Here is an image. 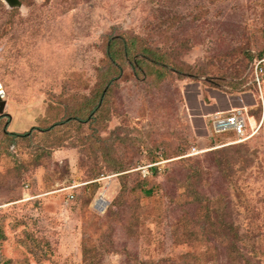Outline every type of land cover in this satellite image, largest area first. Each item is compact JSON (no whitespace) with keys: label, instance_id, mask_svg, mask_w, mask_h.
Returning a JSON list of instances; mask_svg holds the SVG:
<instances>
[{"label":"rangeland","instance_id":"374dc122","mask_svg":"<svg viewBox=\"0 0 264 264\" xmlns=\"http://www.w3.org/2000/svg\"><path fill=\"white\" fill-rule=\"evenodd\" d=\"M253 1L0 0V264H144L198 250L181 237L183 215L204 213L185 203L191 186L224 222L264 231L263 0ZM122 35L187 71L144 58L136 69L124 53L110 67ZM226 110L248 132L262 124L236 143L213 129L211 114ZM236 151L251 161L235 173L225 155Z\"/></svg>","mask_w":264,"mask_h":264},{"label":"trees","instance_id":"16d2710c","mask_svg":"<svg viewBox=\"0 0 264 264\" xmlns=\"http://www.w3.org/2000/svg\"><path fill=\"white\" fill-rule=\"evenodd\" d=\"M259 0H254L253 7H257ZM256 4V5H255ZM262 8V17H263V25L261 36L264 41V0L261 3ZM121 39V40H120ZM112 38L108 47V56L111 59L110 67L117 66L118 57L121 55L129 56L131 59V55L138 57L133 62L128 61V63L132 64L134 68H139L140 59H148L153 63L163 65L165 67H173L174 69H178L180 72L187 71L184 67H178L176 65L173 56H171L167 52H162L157 47H151L148 44H145L141 41L139 36L129 35V38H126L125 35H122L121 38ZM141 41L142 44L138 46L136 41ZM120 44L122 48H120L119 53L117 52L118 47L115 45ZM123 55V56H124ZM264 57V48L258 53V58L263 59ZM116 68V67H114ZM121 72V68L118 73ZM115 80V79H114ZM111 81V79L107 82V84ZM111 89V85H106L102 90L101 94L99 93L96 99H92L88 102V113H93V115L89 119H85L82 115H76L77 118H80L81 122H89L96 117V113L100 110L102 106V102L100 103L101 95H106L108 91ZM76 119V118H73ZM250 139V138H249ZM248 140V139H247ZM246 141V140H245ZM241 143V142H239ZM237 155V156H236ZM236 155H225L227 159L228 168L230 171H234L238 169H233L232 163L234 164L238 159L239 161H243V163L247 160L251 161V157L247 158L244 156L242 151H236ZM213 160L216 163L222 164V158H214ZM151 170H157L156 167L151 168ZM192 178L198 179L201 173L204 171V167L197 163L192 168ZM235 172V173H236ZM232 174V173H231ZM192 190L189 195L191 199L186 200V204H196L201 203L203 205L204 213L200 214V216L196 219L189 216V214L185 213L183 215V226L184 229L181 232V237L187 240L191 245L195 247L192 252H188L183 256L177 258H160L158 260L151 261H143L144 264H264L261 260L260 256H264V231L260 229H256L258 225H253L249 228V230H242L241 226L234 221L224 222L222 217V212L218 211V209L214 208L212 205H209V202H204L201 194L197 191L196 188L191 186ZM121 192L118 199L121 200L125 193ZM144 196H153L154 189L149 188L148 190H144ZM139 199L136 198L137 206L133 215L135 219L140 220V214L138 209L140 208ZM171 200L177 201L172 198ZM206 201H209L206 199ZM163 210L158 211V216L162 215ZM216 218V219H215ZM264 229V228H263ZM258 230V231H257ZM180 236V234H179Z\"/></svg>","mask_w":264,"mask_h":264},{"label":"built area","instance_id":"2783aa9c","mask_svg":"<svg viewBox=\"0 0 264 264\" xmlns=\"http://www.w3.org/2000/svg\"><path fill=\"white\" fill-rule=\"evenodd\" d=\"M263 60H259L256 63L257 72H264ZM213 129L216 132H228L231 131L237 137L236 143L245 141L251 138L259 129L262 121L259 124L257 130L252 129L248 132L249 121L248 118L239 110H226L216 111L211 114Z\"/></svg>","mask_w":264,"mask_h":264},{"label":"water","instance_id":"95a60500","mask_svg":"<svg viewBox=\"0 0 264 264\" xmlns=\"http://www.w3.org/2000/svg\"><path fill=\"white\" fill-rule=\"evenodd\" d=\"M6 106V101L0 98V113L3 114Z\"/></svg>","mask_w":264,"mask_h":264},{"label":"bare ground","instance_id":"6f19581e","mask_svg":"<svg viewBox=\"0 0 264 264\" xmlns=\"http://www.w3.org/2000/svg\"><path fill=\"white\" fill-rule=\"evenodd\" d=\"M8 2H10L9 0H7ZM14 3V2H13ZM1 94V93H0ZM105 205V200H103V198H100L98 201H97V205Z\"/></svg>","mask_w":264,"mask_h":264},{"label":"flooded vegetation","instance_id":"af4514ba","mask_svg":"<svg viewBox=\"0 0 264 264\" xmlns=\"http://www.w3.org/2000/svg\"><path fill=\"white\" fill-rule=\"evenodd\" d=\"M12 4H17L20 2V0H9ZM14 2V3H13Z\"/></svg>","mask_w":264,"mask_h":264}]
</instances>
